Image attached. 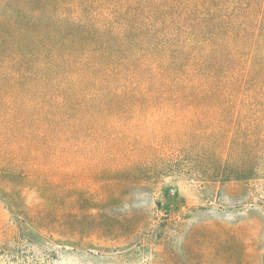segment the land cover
<instances>
[{
    "label": "trees",
    "instance_id": "1",
    "mask_svg": "<svg viewBox=\"0 0 264 264\" xmlns=\"http://www.w3.org/2000/svg\"><path fill=\"white\" fill-rule=\"evenodd\" d=\"M161 113L197 119L202 182L245 183L257 174L264 0H0V178L9 186L52 151L55 162L74 166L64 210L93 209L87 180L100 185L94 198L105 196L103 210L111 208L150 173L141 141L129 145V122ZM85 219H64L67 235L127 245L140 238L139 247L168 256L161 264H243L215 223L203 240L181 222L176 247L158 228L146 232L142 215ZM131 247L123 253L134 254Z\"/></svg>",
    "mask_w": 264,
    "mask_h": 264
},
{
    "label": "rangeland",
    "instance_id": "2",
    "mask_svg": "<svg viewBox=\"0 0 264 264\" xmlns=\"http://www.w3.org/2000/svg\"><path fill=\"white\" fill-rule=\"evenodd\" d=\"M195 120L191 113H161L129 122V145L134 139L141 141L136 146L145 149L150 173L147 180L132 184L129 194L118 204L105 210V196L97 201L94 198L100 185L90 180L84 181V189L91 192L85 197L93 209L80 214L64 210L66 172L74 166L55 162L50 157L52 151H44L43 160L21 171L25 179L17 178L13 187L14 183L9 186L1 175L0 264H161L168 257L154 246L139 247L140 238L127 245L109 238H87L80 232L73 237L67 235L70 232L62 224L64 219L76 216L86 218L87 225L102 215H142L146 218V232L158 228L159 234L176 247L182 242L177 233L181 222H185L182 231L199 229L203 240H209L210 224L215 223L230 247L237 246L242 251L238 258L243 264H264V149L256 165L257 174L248 182H202L195 174L199 169L196 130L192 125ZM181 146H185L184 151L179 149ZM9 188L15 193L12 205L6 200ZM56 196L59 206L54 203ZM12 211H20L25 218L19 219ZM55 215L57 224L51 226ZM127 247L135 253H123ZM230 258L233 259L231 255Z\"/></svg>",
    "mask_w": 264,
    "mask_h": 264
}]
</instances>
